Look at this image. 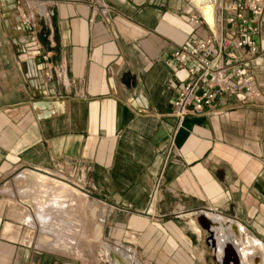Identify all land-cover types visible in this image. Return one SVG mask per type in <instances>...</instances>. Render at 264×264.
Returning <instances> with one entry per match:
<instances>
[{
	"label": "crops",
	"instance_id": "obj_1",
	"mask_svg": "<svg viewBox=\"0 0 264 264\" xmlns=\"http://www.w3.org/2000/svg\"><path fill=\"white\" fill-rule=\"evenodd\" d=\"M194 13L189 0H0V264H112L116 250L141 264H197L211 246L185 222L201 209L264 242V108L226 101L180 125L169 114L187 79L172 54L207 34ZM256 67L264 94V59ZM26 170L105 205L96 257L39 246L9 197Z\"/></svg>",
	"mask_w": 264,
	"mask_h": 264
},
{
	"label": "built area",
	"instance_id": "obj_2",
	"mask_svg": "<svg viewBox=\"0 0 264 264\" xmlns=\"http://www.w3.org/2000/svg\"><path fill=\"white\" fill-rule=\"evenodd\" d=\"M208 1L213 6L212 22L189 0L195 12L190 20L205 26L206 36L176 48L172 54L176 69L187 73L169 113L178 125L187 117L212 114L226 101H232L230 108H264V94L256 82V66L264 59V5L253 0ZM41 57L48 81H52L55 74L50 56L45 53ZM170 141L167 160L174 150L173 136ZM162 188L160 177L151 193L150 207L162 199Z\"/></svg>",
	"mask_w": 264,
	"mask_h": 264
},
{
	"label": "rangeland",
	"instance_id": "obj_3",
	"mask_svg": "<svg viewBox=\"0 0 264 264\" xmlns=\"http://www.w3.org/2000/svg\"><path fill=\"white\" fill-rule=\"evenodd\" d=\"M23 172H17V174H15V176H13L8 183V187H10L11 189V195L9 196L10 202L13 203L15 211H18L20 215H23L22 220L25 219L29 214L36 216L35 210H37L39 199H41L42 196L45 195L43 199H45L46 201H49L52 197L58 196L56 193H52L50 191L47 193L45 192V190H39V188L37 190H27L28 182L21 178ZM33 172L37 174H43L36 171ZM47 176L48 186L53 184L54 180H59L70 186H74L59 177L57 178L54 176ZM34 182H37L36 178L33 179V183ZM74 187L77 189V193L75 194V196L65 194V196H68L66 199H64L66 201L63 213L61 212L55 214L54 218L50 217L49 224L47 225V228L50 229L51 232L54 231L58 233L59 236H62L64 238V243L66 244L67 249H64L65 244L61 245L55 250L51 249V247L49 246V242L54 238L47 233L44 234L42 232L41 227H38L35 224L34 227H36L38 231V243H41L45 248L47 247L48 249L55 251L58 254L62 253L71 257L89 255L92 258L93 256H95L97 245L98 243H100L99 241H101L100 224L102 220L106 219V207L102 203H96L87 192L82 191L76 186ZM55 191L56 190H54V192ZM34 192H36L37 194ZM200 218L201 217L198 215H191L189 218L186 219L185 222L186 226L191 228L201 239H203L202 246L204 245V247H206L204 240H207V244L211 246V248L208 247V249H206V254L202 256L201 262L197 261V264H221L219 253L215 252L213 246L210 243L208 229L199 223ZM192 220L202 230L201 234L196 232L195 229L191 227L192 225H190V222ZM242 225L244 226L243 232L238 235V238H242L244 240V245L247 246L249 249L251 255V257L250 255L248 256L249 261L251 262V260H254V258H259L258 264H264V253L252 248L247 238L249 237L252 239H258L259 237H255L250 231L247 230L244 224ZM192 230L189 229V233L192 237L196 238V235L193 233ZM230 249L231 246H228L225 250L228 251ZM185 262L186 264H189L191 262V259H185Z\"/></svg>",
	"mask_w": 264,
	"mask_h": 264
},
{
	"label": "bare ground",
	"instance_id": "obj_4",
	"mask_svg": "<svg viewBox=\"0 0 264 264\" xmlns=\"http://www.w3.org/2000/svg\"><path fill=\"white\" fill-rule=\"evenodd\" d=\"M192 2L201 10L208 21H213V6L208 0H192ZM21 178L28 182L27 190H37L39 188L41 191L45 190L47 193L50 191L58 195L56 197H52L49 201L43 199L45 195L42 196V198L39 199L37 210H35L36 216L29 214L23 220L29 225L35 226L36 224L38 227L40 226L44 234L47 233L54 238L49 242L51 249L55 250L59 248L61 245L65 244V240L62 236H59L58 233L54 231L51 232V230L47 228V225L50 221L49 218H54L55 214L57 213H63L66 201L64 199H66L68 195L75 196L77 189L74 186H70L59 180H54L53 184L48 186V176L46 174H37L31 170L24 171L21 175ZM34 178H36L38 183H33ZM54 190L56 191L54 192ZM65 194L68 195L65 196ZM195 214L201 218L203 217L201 222V218L199 219V223L208 229L210 243L213 246L215 252L219 253L221 264H254L253 260H251V262L249 261L248 256L250 255V252L248 247L244 245V240L242 238H238V235L243 232L244 226L242 224H240L238 221L235 222V220L232 218L227 219L225 216H221L216 212L214 213L207 210L201 209L200 211L195 212ZM190 225H192L191 227H193L196 232L201 234L202 230L194 221H191ZM247 238L252 248L264 253V242L262 240L259 238ZM39 246L41 248H45L41 243H39ZM228 246H231V249L226 251L225 249ZM64 249H67L66 244ZM108 255L110 256V262L112 264H141L135 257L123 255L118 250L115 252L110 251ZM258 260L259 258L255 259L256 264Z\"/></svg>",
	"mask_w": 264,
	"mask_h": 264
},
{
	"label": "water",
	"instance_id": "obj_5",
	"mask_svg": "<svg viewBox=\"0 0 264 264\" xmlns=\"http://www.w3.org/2000/svg\"><path fill=\"white\" fill-rule=\"evenodd\" d=\"M54 10H55V9H54ZM51 16H53V18H54V11L51 12ZM202 218H203V217H202ZM202 218L200 219V222H201Z\"/></svg>",
	"mask_w": 264,
	"mask_h": 264
}]
</instances>
